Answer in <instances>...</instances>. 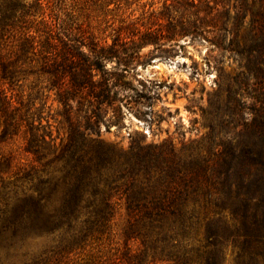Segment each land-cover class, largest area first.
I'll return each mask as SVG.
<instances>
[{"label": "trees", "instance_id": "1", "mask_svg": "<svg viewBox=\"0 0 264 264\" xmlns=\"http://www.w3.org/2000/svg\"><path fill=\"white\" fill-rule=\"evenodd\" d=\"M238 1L243 12H250L251 51L256 55L243 83L250 92L252 117L234 139L216 145L214 152L208 150L196 168L182 167L183 160L174 149L163 152L146 146L135 148V152L131 148L129 166L119 175H106L113 151L89 139V134L98 136L101 125L107 123L108 131L107 125L117 124L121 103L130 104L132 98L116 99L114 90L122 86L101 73L102 62L111 55L87 43L82 33L73 32L57 17L35 31L37 40L27 28L18 49V58H38V71L57 91L67 125L64 144L55 149L51 160L41 164L47 156L45 137L34 133L22 103L12 89L4 88L5 82L15 77L12 56L17 53H0V138L12 146L18 139L24 142L23 150L11 151L7 160L0 153V178L22 173V179H28L40 167L61 165L55 177L35 191H2V249L20 251L34 238L57 239V247L62 248L80 233L77 226L108 225L124 209L128 225L139 229L140 252L128 254L125 263L118 264H220L228 244L235 254L233 264H264V0ZM183 3L194 7L192 0ZM168 25L164 35L146 31L140 45L196 34L188 21ZM85 48L88 54L83 52ZM109 110L113 117L105 119ZM153 158L166 167L153 165ZM139 163L144 165L145 181L134 169ZM151 165L159 170L157 175L149 173ZM119 180H123L120 185ZM199 223L204 244L189 247L187 236Z\"/></svg>", "mask_w": 264, "mask_h": 264}, {"label": "rangeland", "instance_id": "2", "mask_svg": "<svg viewBox=\"0 0 264 264\" xmlns=\"http://www.w3.org/2000/svg\"><path fill=\"white\" fill-rule=\"evenodd\" d=\"M188 1L0 0V53H17L12 56L15 77L5 82L4 88L12 89L22 103L34 133L45 137L47 156L41 164L51 160L55 149L64 144L67 125L57 91L38 71V58H18V49L27 28L37 40L35 31L52 24L54 17L73 32L82 33L97 50L102 48L111 55L102 62L101 73L122 86L114 90L116 99L132 98L130 104L121 103L117 124L107 125L108 131L107 123L101 125L98 136L88 137L113 151L105 170L108 177L129 166L131 148L133 152L146 146L163 152L174 149L183 160L182 167L196 168L208 150L214 152L216 145L236 137L252 117L250 92L243 84L256 56L251 51L250 12H243L238 0H192L194 7L184 5ZM248 6L250 9L249 1ZM179 21L192 23L196 34L140 45L146 31L164 35L168 23L176 25ZM83 52L89 53L86 48ZM112 117V111H107L105 119ZM23 143L18 139L13 146L7 145L0 138V153L7 160L11 151L18 147L23 150ZM151 162L166 167L161 160L153 158ZM60 167H40L28 179H22V173L0 178V197L2 191H35L55 177ZM149 168L151 176L159 173L154 166ZM134 169L145 181L144 165L139 163ZM76 230L80 233L62 248L51 238L27 240L20 251L7 253L0 247V264H118L125 263L128 254L140 252L139 229L128 225L124 209L108 225H79ZM186 244L193 248L204 244L202 223L190 231ZM234 257L228 244L220 264H233Z\"/></svg>", "mask_w": 264, "mask_h": 264}]
</instances>
